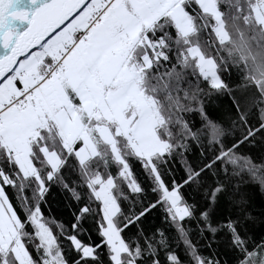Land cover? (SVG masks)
<instances>
[{"label":"snow or ice","instance_id":"1","mask_svg":"<svg viewBox=\"0 0 264 264\" xmlns=\"http://www.w3.org/2000/svg\"><path fill=\"white\" fill-rule=\"evenodd\" d=\"M250 185L264 0H0V264H264Z\"/></svg>","mask_w":264,"mask_h":264},{"label":"trees","instance_id":"2","mask_svg":"<svg viewBox=\"0 0 264 264\" xmlns=\"http://www.w3.org/2000/svg\"><path fill=\"white\" fill-rule=\"evenodd\" d=\"M250 194V207L254 217H256V224L254 231L259 234L264 231V189H261L258 185H250L246 189ZM51 208V214L54 217L68 221L70 219V213L65 203L64 195L58 190L54 189L49 202ZM158 215V211L152 213L149 217L150 220L154 219ZM93 239H96L95 233L92 234Z\"/></svg>","mask_w":264,"mask_h":264}]
</instances>
